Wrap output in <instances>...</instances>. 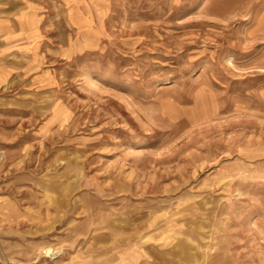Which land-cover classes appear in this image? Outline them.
<instances>
[{
    "label": "rangeland",
    "instance_id": "374dc122",
    "mask_svg": "<svg viewBox=\"0 0 264 264\" xmlns=\"http://www.w3.org/2000/svg\"><path fill=\"white\" fill-rule=\"evenodd\" d=\"M262 232L264 0H0V264H264Z\"/></svg>",
    "mask_w": 264,
    "mask_h": 264
},
{
    "label": "bare ground",
    "instance_id": "6f19581e",
    "mask_svg": "<svg viewBox=\"0 0 264 264\" xmlns=\"http://www.w3.org/2000/svg\"><path fill=\"white\" fill-rule=\"evenodd\" d=\"M252 223V222H251ZM257 229V228H256ZM258 230V229H257ZM258 232H260L259 230H258ZM260 235H262L263 236V240H264V232H262V234L260 233ZM262 239V238H261Z\"/></svg>",
    "mask_w": 264,
    "mask_h": 264
}]
</instances>
